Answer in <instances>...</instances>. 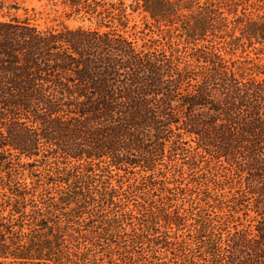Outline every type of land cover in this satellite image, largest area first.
I'll list each match as a JSON object with an SVG mask.
<instances>
[{
  "label": "trees",
  "instance_id": "1",
  "mask_svg": "<svg viewBox=\"0 0 264 264\" xmlns=\"http://www.w3.org/2000/svg\"><path fill=\"white\" fill-rule=\"evenodd\" d=\"M61 4L0 0V264H264V0Z\"/></svg>",
  "mask_w": 264,
  "mask_h": 264
},
{
  "label": "rangeland",
  "instance_id": "2",
  "mask_svg": "<svg viewBox=\"0 0 264 264\" xmlns=\"http://www.w3.org/2000/svg\"><path fill=\"white\" fill-rule=\"evenodd\" d=\"M16 2L22 8L20 13L23 14L25 12L24 8H27L30 16L43 26L56 24L57 22L54 20L55 15L62 14L64 10L61 4L62 0H16ZM137 18L140 19L138 16ZM205 182H207V180H205ZM195 190L199 191L198 188Z\"/></svg>",
  "mask_w": 264,
  "mask_h": 264
}]
</instances>
